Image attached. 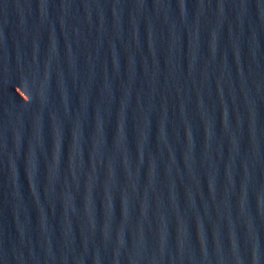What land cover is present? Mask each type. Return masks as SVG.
Masks as SVG:
<instances>
[{
    "label": "water",
    "instance_id": "water-1",
    "mask_svg": "<svg viewBox=\"0 0 264 264\" xmlns=\"http://www.w3.org/2000/svg\"><path fill=\"white\" fill-rule=\"evenodd\" d=\"M0 264H264V0H0Z\"/></svg>",
    "mask_w": 264,
    "mask_h": 264
}]
</instances>
